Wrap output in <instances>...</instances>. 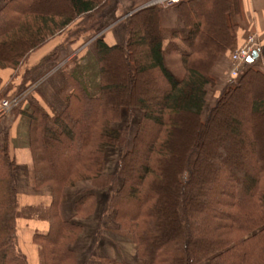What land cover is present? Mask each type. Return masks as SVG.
Returning <instances> with one entry per match:
<instances>
[{
  "label": "trees",
  "instance_id": "1",
  "mask_svg": "<svg viewBox=\"0 0 264 264\" xmlns=\"http://www.w3.org/2000/svg\"><path fill=\"white\" fill-rule=\"evenodd\" d=\"M236 1L179 0L173 6L188 29L181 80L164 65L160 7L151 6L127 19L123 46L96 40L90 70L98 79L96 94L66 73L61 112L50 115L36 105L19 112L29 120L31 184L51 191L50 205L40 211L49 230L33 236L39 264H79L71 247L83 229L59 216L61 196L79 183L104 179L106 151L124 141L113 127L123 111L141 117L110 182L108 209L117 231L133 243L138 263L264 264V72L249 64L205 113L211 72L237 39L238 26L229 21ZM106 5L6 1L0 8V72L10 69L13 76L6 86L0 77V100L30 56L52 39L62 41L25 68L19 93L36 71L58 62L61 45L99 33ZM3 141L0 264H28L17 239L15 161L6 136ZM95 210V195L87 193L75 202L73 217L86 220Z\"/></svg>",
  "mask_w": 264,
  "mask_h": 264
},
{
  "label": "crops",
  "instance_id": "2",
  "mask_svg": "<svg viewBox=\"0 0 264 264\" xmlns=\"http://www.w3.org/2000/svg\"><path fill=\"white\" fill-rule=\"evenodd\" d=\"M8 1V0H7ZM154 0H107V8L101 14L103 22L101 25V39L109 45L123 46L126 35V22L130 13L142 8L151 7ZM6 0H0V8ZM108 10V12H106ZM231 23L237 24V39L225 55L221 56L211 72L214 87L209 101L206 99V108H212L217 98L226 90V76L229 68L232 52L244 41L247 36H254L260 45L262 54L249 64L256 63L258 69L264 72V0H237L232 4L229 16ZM118 30H121L119 34ZM160 29L163 38V61L167 70L177 79L184 76L182 57L188 53L183 40L188 35L172 7H160ZM98 34V33H97ZM96 34V35H97ZM117 36L119 38H117ZM91 37L83 39L76 44H63L58 48V62L46 69L36 71L27 84V99L19 106L20 111L28 110L31 105L41 107L48 114H57L65 106V97L69 89L65 74L69 73L81 80L84 86L90 79L94 87L98 86V79L92 78L90 70L95 67V43L90 47L87 43ZM61 37L52 39L43 49L33 53L28 63L21 69L31 68L44 56L48 55L57 45L61 43ZM80 47V48H79ZM13 71L10 69L0 72L2 86L6 85ZM18 77V76H17ZM37 78L35 81L34 79ZM20 79H17V81ZM33 80V81H32ZM16 83V81H15ZM208 97V95H207ZM208 109V110H209ZM28 123L29 120L18 113L17 115L0 114V133L6 136V142L11 158L15 161V188L19 207H30L32 210L46 209L51 202V191L48 187L37 191L33 188L30 179L31 159L28 148ZM1 141V140H0ZM105 171V167H104ZM91 183H79L72 189H65L59 204V216L63 221H71L81 225L83 231L71 249L77 255V261L87 256L82 250L89 247V258L83 261L86 264H139L135 254V247L131 240L121 236L122 234L109 225H102L100 220V200L97 197ZM27 192V193H26ZM93 193L96 196L97 206L95 213L86 220H77L74 215V204L84 194ZM98 223V224H96ZM94 229V232L91 230ZM92 228V229H91ZM114 230L112 237L106 240V233ZM49 230L46 219L31 216L29 220L17 219V239L21 252L26 257L28 264H39V248L33 243L34 235H45ZM95 234V235H94ZM94 235V236H93ZM105 235V236H104Z\"/></svg>",
  "mask_w": 264,
  "mask_h": 264
},
{
  "label": "rangeland",
  "instance_id": "3",
  "mask_svg": "<svg viewBox=\"0 0 264 264\" xmlns=\"http://www.w3.org/2000/svg\"><path fill=\"white\" fill-rule=\"evenodd\" d=\"M106 3H107V0H106ZM1 4L2 3H0V5ZM154 6L161 7V5H154ZM105 8H107V5H106ZM105 8H104V10H105ZM102 12H103V10H102ZM106 12H108V10H106ZM131 14H133V12L128 15L127 19L131 16ZM118 29L119 28H117L116 31L119 34V32L121 30H118ZM100 36H101V33H98L97 35L91 37L89 39L88 43H87V46L88 45L90 46L91 42H94L98 38H101ZM117 38H119V37L117 36ZM90 47L93 48L94 44H91ZM256 63L257 62H254L253 65L256 68H258V66H256ZM230 66H231V61L229 62V68H230ZM49 67H51V66H49ZM49 67H45V68H42V69H46V68H49ZM229 68H228V71H229ZM242 70H244V68H242ZM21 75H22V73H21V70H20L18 72V74H17L18 77H16V80H15L16 83L14 84V88L13 89H11L9 92H6V88L3 89L4 90L3 94L5 92L6 93L3 96V99L0 100V114H3V115L4 114H7V115L9 114V115L12 116V115H17L20 112L19 106H20L21 102L23 100L27 99V97H28V93H27L26 89L23 92H21V93L18 92L19 91L18 87L21 84V80L17 81V79H20ZM12 76L13 75H11V77ZM35 76H37L36 73H34L29 79L31 80V78L35 77ZM36 79L37 78H35L34 81ZM9 80H8V82H9ZM66 83H67V81H66ZM226 85L229 86V84H228V72H227V76H226ZM4 86H6V85H4ZM87 86H88L87 90H88V93L90 95L96 94V92H95L96 87H94V85L91 83L90 79H89V81L87 83ZM228 86L226 87V89L228 88ZM67 88H68V85H67ZM212 91H213V88L209 87L208 88V93H207V95H208L207 100L208 101H209V97H212L211 96ZM14 99H15V101L17 103L16 107L12 108L10 111L4 112L2 110V103L4 101L11 102ZM208 109H209V107H207L205 109V113H207ZM205 113L203 114L202 119L205 118ZM140 117H141V113L139 111H133V115L132 116L128 112L123 111L122 114H121L119 122L113 124V127L115 129H117V130L122 132L124 141L119 147H117L115 149H108L106 151L105 157H104V163H105L104 179H102L100 181V183H98L97 185L91 184L92 187H93V190H95L94 192L96 193L98 191V194L96 193L97 197L99 198V196H102V197L99 198V200H100V211L99 212H101L100 215H101L102 218H100V220L102 222V225H109V227L111 229L115 228V226H114L115 223H114V219H113V214L108 209L110 182H112V179L114 178V176L116 174L117 167H118V162H119V159L121 158V155H122L123 151L125 149H130V147L132 145V140H133V137H134V135L136 133V130H137V127H138V123L140 121ZM4 136H5L4 133H0V140H1L0 141V145H2L4 143V141H3ZM95 198H96V196H95ZM96 206H97V201H96ZM32 211H34V212H32ZM40 211L41 210H32L30 207H22V208H20L18 219H21V220L23 219L24 220L26 218L27 220H29L31 218V216H34V214L36 215V218L44 219L43 217H40V215H41ZM96 224H98V223H96ZM94 229L95 228L93 227V229L91 231L94 232ZM104 230H108L109 233H106V237H108V238H106V240H109L112 237L111 233H114V230H112V232H111L110 229H103L102 231H104ZM116 231H117V228H116L115 232ZM121 236H123L126 239H128V237H126V235H124V234H122ZM88 252H89V247L85 248L84 250H82L81 253L86 255L87 259H88L89 258ZM89 254H90V252H89ZM87 259L84 256H82L81 263H84L83 261H86ZM202 264H208V262H205V263H202Z\"/></svg>",
  "mask_w": 264,
  "mask_h": 264
},
{
  "label": "built area",
  "instance_id": "4",
  "mask_svg": "<svg viewBox=\"0 0 264 264\" xmlns=\"http://www.w3.org/2000/svg\"><path fill=\"white\" fill-rule=\"evenodd\" d=\"M179 0H154L151 5H161L166 7H172L177 4ZM260 45L258 44L254 36H247L244 41L232 52L230 56L231 66L228 71V84L231 85L233 80L241 72L242 68L248 63L249 57L254 51H260ZM15 99L11 102L4 101L2 103V110L4 112L10 111L16 107Z\"/></svg>",
  "mask_w": 264,
  "mask_h": 264
},
{
  "label": "water",
  "instance_id": "5",
  "mask_svg": "<svg viewBox=\"0 0 264 264\" xmlns=\"http://www.w3.org/2000/svg\"><path fill=\"white\" fill-rule=\"evenodd\" d=\"M263 53H264V51H263ZM259 56H260V52L254 51L252 53V55L249 57L248 63H251L252 61H254L255 59H257Z\"/></svg>",
  "mask_w": 264,
  "mask_h": 264
}]
</instances>
